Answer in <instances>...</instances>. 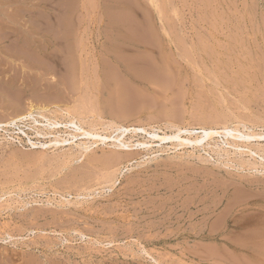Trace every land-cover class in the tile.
Here are the masks:
<instances>
[{
  "label": "rangeland",
  "instance_id": "obj_1",
  "mask_svg": "<svg viewBox=\"0 0 264 264\" xmlns=\"http://www.w3.org/2000/svg\"><path fill=\"white\" fill-rule=\"evenodd\" d=\"M29 107L0 127V264H264V163L148 134H264V0H0V124ZM71 115L147 132L80 150Z\"/></svg>",
  "mask_w": 264,
  "mask_h": 264
},
{
  "label": "bare ground",
  "instance_id": "obj_2",
  "mask_svg": "<svg viewBox=\"0 0 264 264\" xmlns=\"http://www.w3.org/2000/svg\"><path fill=\"white\" fill-rule=\"evenodd\" d=\"M28 109L29 110L26 112V114L24 116H19L17 119H11V121H9L8 123H1L0 127L8 126V125H10L12 123H15L16 121H19V120H26L27 118L31 119L30 117H34V116H32L33 109H32V107H29ZM46 113H48V112H46ZM41 116L44 117L45 119H47L48 121H50L49 118H46L43 115H41ZM75 116L71 115L69 120L65 122V126H67V127L69 126L72 129V131H73V132H71V135L73 137H75V138L83 135V136H85L86 139H89V138L93 139L92 142H90L88 140H85V141H80V142L76 143V145L78 146V149H80V150L88 149L90 147V145L97 143V141H99V140H101L103 143H106L107 139H110L111 142H112L111 144L113 146L120 147V148L116 149V151L112 152L113 154H116L118 152H122L121 151L122 150L121 147L127 148V147H132L134 145V143L131 140V138L134 135H138V134L147 132V129L145 127H141L140 125H138V126H135V125L127 126V125L119 124V123H116V122H109V123H101V124L104 126L105 129H110V130H112V132L108 133V134L101 135V133H99L98 131L93 129V124L92 123H91L92 127H90V128L86 127L85 128V126L80 124L81 121L79 119H77ZM51 122H53L55 124H59L55 119L54 120L52 119ZM48 123L49 122H47V124ZM47 124L43 123V124H41V126L45 127V125H47ZM237 124H238V122H237ZM243 125L244 124H242L241 127H243ZM31 128H33V127H31ZM47 128L45 127V130ZM244 128L246 129V127H244ZM252 128H253V126H252ZM239 129H240V127L239 128H236V127L233 128L232 126L231 127L222 126V128H220V129H215V128L209 127V126L208 127L207 126H202V127H200V131L199 132L203 133L204 135H197V133H199V132L194 131L193 129H191V127L175 126L173 131H171V133L169 135L165 134L163 136H160V135H158L155 132H153V133L148 132V134H149V137L152 138V139L159 138L161 141L170 140L171 143H172V146L176 148V147H180V146L187 145V144H193V143H196V142H201L203 140H206L205 145L209 146L210 145V141H213L214 134H222L223 133V134L226 135V137H225L226 143L230 147H233L234 149H237V154L239 155V159L236 161L237 162V166L238 167L248 166V168H246L248 170H250V169H253V171H254V169L257 170V167L255 165L256 162L255 161H250L247 158L245 160V159H243L244 158L243 156H246V154H249V156L253 157L254 160H256V158H258L260 163H264V144L258 143V144L251 145L250 143H248V141H250V139H260V138L264 139V134L254 133L253 130L250 129V128L249 129L252 132H246V130L242 131V130H239ZM114 132L116 133V135L114 134V136H113L112 133H114ZM37 133H41V131L37 132ZM42 133L46 134V131L45 132L42 131ZM127 134H130L128 136V138H123V136H125ZM193 135H196V136L194 138H192ZM229 135H231L232 138H229ZM56 136L57 135H55L54 136V140L49 141L48 144L38 143V142H35V141H32V140H28V141H29L30 146L33 147V148H38V147H42L43 148V147H47V146H49L51 144L58 145L59 143H61L63 141H68L67 138H62V137L59 138V137H56ZM215 146L213 148H216ZM164 147H166V145L160 147L159 150H163ZM217 154H218V152H217ZM113 157H114V155H113ZM228 160H229V158H228Z\"/></svg>",
  "mask_w": 264,
  "mask_h": 264
}]
</instances>
